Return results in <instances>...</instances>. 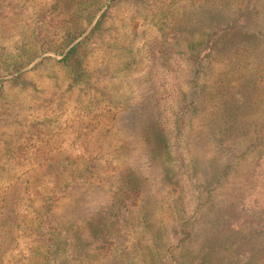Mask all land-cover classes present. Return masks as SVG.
Segmentation results:
<instances>
[{
	"label": "rangeland",
	"instance_id": "1",
	"mask_svg": "<svg viewBox=\"0 0 264 264\" xmlns=\"http://www.w3.org/2000/svg\"><path fill=\"white\" fill-rule=\"evenodd\" d=\"M112 1L65 0L52 13V0H29L30 11L0 0V264H44L39 220L60 192L57 217L72 243L81 240V264H154L137 230L97 238L91 227L128 171L151 178L159 167L151 157L158 143L152 48L189 54L179 66L178 97L195 100L198 112L176 159L189 161L193 184L214 189L194 226V264H264V214L245 212L260 176L254 165L264 156V146L250 151L264 138V0H167L162 11L148 8L145 15L125 0ZM104 13L89 81L70 88L60 54L69 39L87 37ZM43 18V34L30 43L27 36ZM192 43L214 57L208 56L200 97L191 88ZM12 58L29 64L20 83L10 81L18 74L8 75ZM65 159L77 169L58 178ZM183 166L181 174L189 175ZM66 182L74 188L60 191ZM177 191L165 180L148 187L136 207L141 225L146 217L159 222Z\"/></svg>",
	"mask_w": 264,
	"mask_h": 264
},
{
	"label": "trees",
	"instance_id": "2",
	"mask_svg": "<svg viewBox=\"0 0 264 264\" xmlns=\"http://www.w3.org/2000/svg\"><path fill=\"white\" fill-rule=\"evenodd\" d=\"M113 1L118 4L123 0ZM125 1H127V6L132 9H138L145 15L148 8H152L155 13L162 11V7L167 0ZM246 1L249 2L250 0ZM28 2L29 0H13L12 4L17 7L21 4L22 9L30 11L27 8ZM64 2L65 0H52V13L61 9ZM45 9L48 8L45 7ZM37 10L34 9L33 12ZM106 21L107 15L104 13L87 37L78 43L76 41L79 36L69 39L66 45L67 49L60 54L63 58L59 61V64L67 71L70 88L72 86H80L81 82L87 83L89 81L87 71L89 60L92 57V47L95 43V38L101 36ZM42 22V27L39 24L27 36V40L30 43L34 44L35 40L40 39V35L43 34L42 29H45L46 18H43ZM162 29L163 27L158 30ZM202 44H205V42H200L199 47ZM199 47L197 44L192 43L190 50V53L195 55V73L191 88L192 94L197 97L207 91V77L211 68L209 67L208 56H212L210 55L212 54L210 48L203 49L201 47V49ZM149 52V56H152L150 59L151 68L156 71H154V74L152 72L149 74V83L155 108L158 140L151 157L155 158L153 162L159 167L152 172L151 178L146 177V174L141 173L139 170L131 173L128 171L129 174L124 175L115 184L116 187L114 188V193L110 195V199L108 198L100 206L96 220L93 221L91 227L95 226L97 228L94 231V235L97 238L107 236L116 238L117 236L128 234L132 230H137L140 233V240L149 251L154 264H194L192 252L194 226L199 213L211 203L214 189L205 190L202 186L193 184V179L195 178L189 169V161L185 162V159H182L184 163L180 164L176 159L178 154L180 158L184 155V150L182 152L181 149L188 143L187 127L198 112L195 100L190 101L188 98L182 99L178 97L179 66L181 65L182 67L183 63H186L189 59V54L183 51L162 50V48H152ZM22 63L24 64L22 65ZM28 66L29 64H25L20 58L9 60L7 68L11 70V74L8 75L18 74L10 81L12 83H20L24 76L22 71ZM78 91L82 94L85 92L87 96L90 95L83 88L78 89ZM262 130H258L257 133ZM262 146H264V138L256 140L250 151L255 152ZM151 157L150 159H152ZM182 166L188 169L189 175L185 171L181 174ZM59 167L61 171H56L54 174L58 178H63L71 171L74 172L77 169V164L74 163L72 165L69 160L65 159L59 164ZM263 168L264 156L259 158L254 165V170L256 173L260 172V176L256 178L255 189L252 192L253 196L251 202H247L245 212L252 210L259 212L258 215L264 214ZM186 175L190 178V182L186 181ZM161 180L175 184L178 187V196L159 222H154L155 224H153L151 218L146 217L151 222L144 223V226H142L136 210L138 201L143 197L148 187L155 186ZM73 188L74 184L66 182L60 191L64 189L70 191ZM55 194L57 197L56 201L53 200L55 196L49 201V205L50 202L52 204L47 209L48 216H44L41 221L39 220V228L42 229L41 234L43 237L41 250L43 249L44 251V264H81L79 259L81 240L79 244L77 242L74 244L65 233L68 230L66 231L64 222L57 217L56 211V202L59 203L63 194L61 192ZM250 218H253V216ZM253 220H255L253 225L256 228L263 223V221H256L255 218ZM257 220L261 221L260 218ZM258 232L261 231L258 230Z\"/></svg>",
	"mask_w": 264,
	"mask_h": 264
}]
</instances>
